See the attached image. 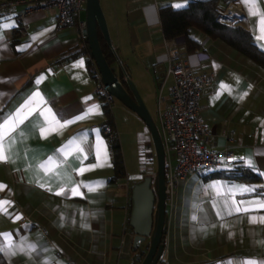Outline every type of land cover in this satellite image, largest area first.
<instances>
[{"label":"crops","instance_id":"0c3cea01","mask_svg":"<svg viewBox=\"0 0 264 264\" xmlns=\"http://www.w3.org/2000/svg\"><path fill=\"white\" fill-rule=\"evenodd\" d=\"M195 1L100 0L113 50L132 68L143 96H150L156 82L160 95L168 96L170 84L161 81L159 71L166 72L174 48L197 71L215 76L217 91L202 102L213 146L232 149V166L242 164L262 179L228 182L205 173L181 185L159 264H264V208L255 203L264 201V69L201 33L196 34L201 49L190 55L184 37L166 41L160 7L184 9ZM26 8L0 10V124L29 105L23 122L6 137L10 161L0 162L5 186L0 201L10 202L0 211V253L8 264H133L134 257H121L119 250L131 230L132 190L143 167L130 173L120 129L139 122L140 151L150 142L147 128L136 113L114 103L126 177L112 181L113 154L102 128L107 117L97 81L87 55L70 56L84 46L80 23L58 31L56 9L38 6L20 18ZM258 8L264 11V0ZM221 10L228 12L224 23L249 30L264 50V25L254 8L244 0H221ZM41 128L47 131L42 134ZM237 206L250 210L237 212Z\"/></svg>","mask_w":264,"mask_h":264},{"label":"built area","instance_id":"2783aa9c","mask_svg":"<svg viewBox=\"0 0 264 264\" xmlns=\"http://www.w3.org/2000/svg\"><path fill=\"white\" fill-rule=\"evenodd\" d=\"M21 4H26L27 8L20 18H24L38 6L54 8L58 16V31L74 29L79 22L83 35L86 22L81 21V15L87 8V0H9L0 4V10L13 11ZM221 16L222 18L228 16V12H221ZM167 64L165 79L170 85L168 96L160 95L159 98L158 129L166 152L169 233V223L179 187L193 176L218 173L231 168L235 154L230 148L217 149L213 146L211 128L202 115L203 100L213 96L217 91L215 76L209 72L197 71L178 48L169 51ZM94 71L97 94L103 97L107 104L114 105L116 98L109 92V87L103 84L98 68ZM110 131V127L105 129L106 134ZM153 188L156 189L155 182ZM135 236L132 229L124 233L119 250L121 257H134Z\"/></svg>","mask_w":264,"mask_h":264},{"label":"trees","instance_id":"16d2710c","mask_svg":"<svg viewBox=\"0 0 264 264\" xmlns=\"http://www.w3.org/2000/svg\"><path fill=\"white\" fill-rule=\"evenodd\" d=\"M221 0H198L191 2L187 8L174 9L171 5H163L159 9L161 26L163 35L166 41H173L180 37L186 39L187 54H194L201 49V44L196 38V34H204L213 40H221L238 51L241 55L254 62L257 66L264 69V50L260 49L252 33L242 26H230L222 21L221 16ZM17 31L15 32V34ZM101 49L105 59L113 72L118 76L120 82L125 89L132 95L126 73L119 69L116 52L106 42L101 31H98ZM83 39V38H82ZM84 41V39H83ZM84 53L88 57V67L91 74L94 76L97 69L94 59L90 56L87 49V44L84 41V46L81 51L70 55L71 57ZM63 60V59H62ZM122 68L125 65L122 64ZM126 70V68H125ZM105 114L106 122L103 124V130L110 127V133L106 134L110 148L113 154V163L115 169V177L112 179L126 177L125 161L122 153V147L119 135L115 128V119L113 115V106L107 104L104 98L101 97ZM158 127V125H157ZM213 178L223 179L228 182H244V183H260L261 177L253 169L242 164H236L229 169L213 174ZM142 179L141 181H143ZM140 249L134 252L133 264H139L136 259L140 254L146 252ZM0 264H8L7 260L0 253Z\"/></svg>","mask_w":264,"mask_h":264},{"label":"water","instance_id":"95a60500","mask_svg":"<svg viewBox=\"0 0 264 264\" xmlns=\"http://www.w3.org/2000/svg\"><path fill=\"white\" fill-rule=\"evenodd\" d=\"M86 12V28L83 31V38L90 56L94 59L101 74L103 84L109 87V92L117 100L141 118L148 127L154 143L158 166L155 180L156 189L153 188L154 181L150 177L133 187L130 226L136 235L133 243L134 252L139 251L144 244H148L147 251L140 254L136 261L140 264H159L165 252L168 234L166 152L162 138L157 124L136 86L126 75L131 95L103 55L98 31H101L111 47L112 42L100 0H87ZM159 72L161 81H164L165 68L162 67Z\"/></svg>","mask_w":264,"mask_h":264},{"label":"rangeland","instance_id":"374dc122","mask_svg":"<svg viewBox=\"0 0 264 264\" xmlns=\"http://www.w3.org/2000/svg\"><path fill=\"white\" fill-rule=\"evenodd\" d=\"M87 12L86 10L82 13L81 18L86 20ZM112 42V40H111ZM117 62L119 64V69H122L124 73L127 74L129 79L132 81V83L136 86L132 71L130 66H125L124 68L121 67L122 62L120 60V54H117ZM119 59V60H118ZM126 68V70H125ZM137 88V86H136ZM138 90V88H137ZM139 91V90H138ZM139 94L141 98L143 99L145 105L147 106L149 112L151 113L153 119L155 120L156 124L159 127V121H158V108H159V95H160V87L159 82H156L155 87L150 91V96H143L141 92L139 91ZM116 104H122L119 100L116 99ZM139 122L136 124L132 122L123 124V127L120 129L121 136L124 137L125 143H126V154L128 159V167L131 174H135V172L138 171L139 167L142 165V179H145L147 177H150L155 182L157 178V157L155 152L154 143L150 134V131L146 124L143 122L142 126H145L147 128L146 130L149 133L150 142L149 145H146L145 147L141 148L139 151L138 148V134H139ZM142 128V127H141ZM147 244H144L141 249L145 250Z\"/></svg>","mask_w":264,"mask_h":264},{"label":"snow or ice","instance_id":"6c2138e0","mask_svg":"<svg viewBox=\"0 0 264 264\" xmlns=\"http://www.w3.org/2000/svg\"><path fill=\"white\" fill-rule=\"evenodd\" d=\"M246 6L252 7L254 8L253 10V14L254 15H259L261 17V24L264 25V11H260L258 8V0H244ZM177 7H180L181 5H176ZM261 39H264V36H261ZM38 95V94H37ZM29 108V105L26 104L24 106L23 109H21L20 111H18L15 116H10L9 118H6L5 121L0 124V162H9L10 161V157L7 154V150H6V137L8 136V134L13 131L15 129V127L17 126L18 123H22L23 122V118H24V109ZM83 118V117H81ZM57 123H59L57 121ZM68 123V122H66ZM65 125H61V127H64ZM45 131H47V129L45 128H41V133L43 134ZM249 163L251 164L252 162L249 161ZM93 167H95V165H93ZM3 187H5L4 185H0V189H2ZM41 187H43V185H41ZM89 190H93L92 188H89ZM254 189H246V191H253ZM73 192H76L77 189L73 188L72 189ZM62 194L61 192H57V195ZM9 201H0V211H6V209L3 207V205L9 204ZM250 204L252 202H249ZM256 206L259 208H264V201H257L255 202ZM250 209L248 207H244L241 208L239 206H237L235 208V211L237 212H247ZM229 215L232 214L231 210L228 212ZM251 222L255 223L256 222V217H251ZM260 222L264 223V217H260ZM8 234H6L7 236ZM0 251H4L3 248H0ZM11 255H15V252H11ZM247 264H260V262L257 261H248Z\"/></svg>","mask_w":264,"mask_h":264}]
</instances>
